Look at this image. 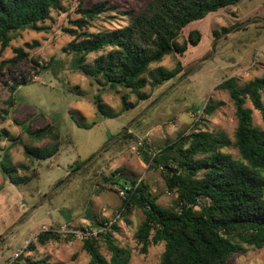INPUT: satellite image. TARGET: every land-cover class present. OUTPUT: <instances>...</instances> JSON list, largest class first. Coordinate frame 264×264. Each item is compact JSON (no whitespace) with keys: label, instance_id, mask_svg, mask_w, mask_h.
<instances>
[{"label":"rangeland","instance_id":"1","mask_svg":"<svg viewBox=\"0 0 264 264\" xmlns=\"http://www.w3.org/2000/svg\"><path fill=\"white\" fill-rule=\"evenodd\" d=\"M95 1L98 0H86V4ZM110 1L134 9L145 2ZM62 8L60 12L52 10L44 23L47 31L25 30L0 52V60L9 58L15 54L14 47L30 50L24 43L36 41L38 45L30 50L32 56L52 59L49 69L34 77L29 63L21 65L17 73L29 79L16 89L14 108L9 109L5 120L0 118V127L7 128L15 137L24 128L16 125L14 119H29L32 128L51 123L59 130L61 139L55 155L33 160L37 176L29 182L8 183L0 171V264H29L27 259L34 258L88 264L82 239L84 231L92 228L93 218L117 222L119 230L114 233L115 238L119 244L131 248L128 264H158L163 244L149 246L146 253L135 248L132 236L143 213L133 208L128 223L123 220L119 215L121 186L110 184L109 178L118 170L129 179L142 181L160 206L170 208L175 195L166 191L162 169L150 166L144 154L157 151L180 132L193 128L219 130L233 139L234 104L226 89L215 86L229 77H235L238 86L264 77V0H240L191 24L201 29L202 39L183 55L182 72L152 90L147 84L142 91L150 92L148 98L128 110L123 109L120 101L121 93H128L127 89L100 86L76 71L77 53L63 51L70 37L61 29L68 24V15H77L68 0L62 2ZM97 27L110 25L98 21ZM222 28L230 31L215 39L213 30L221 32ZM93 57L94 54H89L87 60ZM173 66L171 57L166 56L150 70L156 74ZM3 81L0 77L1 108L6 107L4 101L9 94ZM134 99L131 94L129 100ZM262 100L264 103V95ZM206 102L213 107L210 114L203 112ZM244 107L251 110L254 125L264 129L259 111L248 99ZM22 140L35 143L27 135ZM8 145V140H0V159ZM7 150L12 162L28 163L21 145L12 144ZM227 151L236 156L231 146ZM76 166L79 167L73 170ZM261 175L264 178V173ZM49 229L57 230L59 239L39 244L35 236ZM101 251L109 257L102 246ZM20 253L21 259L17 257ZM227 264H264V246L246 247Z\"/></svg>","mask_w":264,"mask_h":264},{"label":"trees","instance_id":"2","mask_svg":"<svg viewBox=\"0 0 264 264\" xmlns=\"http://www.w3.org/2000/svg\"><path fill=\"white\" fill-rule=\"evenodd\" d=\"M63 1L0 0V52L10 47L25 30L47 31L45 21L52 10H63ZM68 1L77 16L68 15V24L61 29L70 37L63 51L77 53L76 71L100 86L127 89L128 93H121L120 101L123 109L128 110L148 98L150 92L142 91L147 84L152 90L182 72L183 55L202 39L201 29L191 24L240 0H145L139 9L124 8L110 0L91 4H86V0ZM98 21H106L110 27H97ZM228 31V28H222L221 32L213 30V35L218 39ZM37 45L36 41L24 43L30 50ZM30 50L14 47L13 56L0 60V77L9 92L4 101L6 107H0L2 120L14 108L16 89L29 79L17 73L21 65L29 63L33 77L51 65L52 59L32 56ZM89 54H94L90 61ZM166 56L173 60V68L152 73L150 67ZM215 88L226 89L235 107L236 128L232 140L219 130L193 128L180 132L157 151L144 154L150 166L162 169L166 191L175 195L172 207L160 206L142 181L129 179L118 170L109 178L110 184L120 185L125 191L119 208L123 220L128 223L127 217L133 208L143 213L132 236L135 248L146 253L149 246L163 244L158 264H227L246 247L264 246V178L261 175L264 173V129L254 125L251 110L244 107L248 99L264 122V77L254 78L242 86L236 84L235 77H229ZM131 94L135 95L133 101L129 100ZM212 110L206 102L203 112L210 114ZM14 123L24 128L15 137L7 128L0 127V140L9 141L0 159V171L4 181L22 184L37 176L33 160L55 155L61 139L59 130L51 123L36 128L31 127L29 119H14ZM24 135L35 143H25ZM12 144L22 146L28 163L11 161L7 149ZM229 146L236 150V156L227 151ZM91 226L89 234L82 239V248L89 256L88 264H128L131 248L119 244L115 238L114 233L119 230L117 222L93 218ZM59 234L49 229L35 237L39 244H44L59 239ZM29 245L32 249L33 244L29 242ZM101 246L109 253L108 258ZM17 257L21 259L22 254ZM27 260L29 264H65L50 262L48 258Z\"/></svg>","mask_w":264,"mask_h":264},{"label":"built area","instance_id":"3","mask_svg":"<svg viewBox=\"0 0 264 264\" xmlns=\"http://www.w3.org/2000/svg\"><path fill=\"white\" fill-rule=\"evenodd\" d=\"M124 192H125V191H124L123 189H120V190H119V193H120L121 195H123ZM119 215H120V214H119ZM119 215H118V216H119ZM114 221H115V220H114ZM88 234H89V231H87V233L85 232V235H88ZM85 235H84V236H85Z\"/></svg>","mask_w":264,"mask_h":264}]
</instances>
